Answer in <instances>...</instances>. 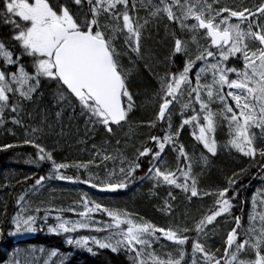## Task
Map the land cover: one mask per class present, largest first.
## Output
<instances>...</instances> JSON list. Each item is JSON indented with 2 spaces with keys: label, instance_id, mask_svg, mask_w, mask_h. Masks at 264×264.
<instances>
[{
  "label": "snow or ice",
  "instance_id": "1",
  "mask_svg": "<svg viewBox=\"0 0 264 264\" xmlns=\"http://www.w3.org/2000/svg\"><path fill=\"white\" fill-rule=\"evenodd\" d=\"M141 9H147L148 16L152 19L166 18L170 22L178 21L181 29L193 33L202 29L204 37L210 40V43L197 47L193 53L189 47L190 41L175 38L171 56L183 53L187 59L182 70L166 71L159 77L156 119H167L171 128L170 106L176 102L181 106L182 116L185 109H191L193 113L182 120L179 129L182 130L185 125L198 127V134L193 131L192 135L210 154L217 153L219 145L215 137L216 129L226 121L231 137L228 146L248 157L254 158L259 154L264 158V147L258 149L254 143L255 136L250 134V130L256 127L264 135V2L253 10L247 6L220 5L213 9L207 0H159L158 3L154 0H5L0 19L12 26L14 35L11 40L19 45L20 55L14 56L11 47L0 40V57L5 62V67L0 68V123H3L6 110L17 113L20 101L33 100L41 88V81L54 82L57 85L54 94L57 104L64 102L72 107L71 101H75L81 113L88 115L89 121L104 125L109 133L113 130L112 125L118 126L127 122L134 101L133 93L129 90V72L123 64V57L127 55L129 60L132 55L138 59L144 58L142 35L149 19L140 22L138 12ZM225 13L227 15H224ZM232 18H236L238 22L231 23ZM189 19H193L195 23L188 24ZM242 24L244 27H241ZM121 41L122 50H118V42ZM22 57L30 59L32 72L21 63ZM240 57L242 67L228 66L230 59ZM209 58H213L215 62H210ZM197 62L201 63L193 80L190 73L197 67ZM12 65L16 66V71H10L7 67ZM209 73L210 81L207 79ZM233 74L235 78L230 79ZM202 78L205 81L203 83ZM185 98L186 102L181 103ZM229 99L234 101V104L229 103ZM214 102L223 105L221 111L212 110L211 105ZM13 123L20 124V120L13 118ZM149 124L154 126V121ZM39 131L40 129L32 128V135L26 133L23 144L35 147L40 161L51 162L52 172L48 177L40 176L36 179L32 185L33 191H38L42 183L53 176L73 183H92L94 178L91 176L80 181L79 176H68L60 171L70 167L87 169L92 161L76 165L57 163L52 152L33 138ZM178 135L179 131L166 135L163 140L151 137L159 146L155 159H160L166 145L174 144ZM17 146L19 145L4 144L0 147L6 150ZM176 150L181 157L191 159L183 145L176 146ZM149 151L151 150L145 148L139 155H147ZM110 158L103 157L104 160ZM139 166L138 163L130 166L127 173L121 168L120 173L124 175V180L120 182H104L95 177L96 183L92 186L107 191L124 189L128 186L126 180L135 179L133 174ZM186 169H176L183 177L182 182H178L180 177L172 170L162 171L160 167H154L150 168L149 172L154 173L157 182L174 185L185 193H190V197H196L199 192L197 181L191 175V163L186 165ZM245 171L241 169V172L234 176H240ZM114 175L109 173L110 178ZM235 183V179L228 181L229 187ZM229 187L223 188L216 195L224 198L229 192ZM19 200L22 202L25 197L22 195ZM89 203L92 207H89ZM256 203V198L253 197V210ZM216 204L219 206L218 210L212 211L195 225L197 233H202L205 226L215 221L218 216L229 213L232 207L228 199L217 200ZM261 204L264 205V200ZM83 207L84 211L78 213L80 220H64L57 217L61 222L49 231L73 233L77 229L90 228L94 223L90 214L102 211L112 218L106 227L114 228L115 232H110L103 240L95 236H82L76 239L69 237L67 242L87 247L89 252L92 251V248L88 247L90 241L99 248H110L113 252L123 247L133 253L134 264H146L144 256L148 257L151 264H184V246L189 242L187 233L190 229L180 226L175 229L171 226L157 228L152 223H137L130 218V213L109 209L94 201L89 202L86 197ZM34 211L39 212V209ZM36 219L34 215L18 213L13 224L17 232L35 231ZM249 219L253 222L258 219L259 226L253 224L243 233H238L241 220L238 216L234 218L236 227L227 234L226 247L219 258L199 240L194 241L191 264H196L197 253L201 254L204 264H264V212L254 211ZM96 231L104 229L98 228ZM157 233L167 241L173 242L176 248L175 256L169 252L165 254L166 259H161L152 250V243L160 239ZM19 251L18 249L17 252ZM25 251L32 254L43 250ZM241 254L254 258L240 259ZM13 264H22V261L14 259ZM23 264L37 262L32 256L31 259L25 257ZM44 264L49 262L45 261Z\"/></svg>",
  "mask_w": 264,
  "mask_h": 264
},
{
  "label": "trees",
  "instance_id": "2",
  "mask_svg": "<svg viewBox=\"0 0 264 264\" xmlns=\"http://www.w3.org/2000/svg\"><path fill=\"white\" fill-rule=\"evenodd\" d=\"M225 1L231 3L228 6H247L249 8H254L257 3L261 2V0ZM147 11H143L139 16L141 23L146 18L149 19V24L145 27L146 31L142 35L144 58L138 59L132 55L131 64L127 60L129 57L125 55L124 66L126 70L133 71L129 75V90L133 93L134 101V107L129 113L127 122L118 126L112 125L113 130L109 133L104 125L89 121L88 115L81 113L75 101H71L72 107L67 106L64 102L57 104L54 96L57 85L54 82L45 81H41V88L33 100L20 101L17 113H12L10 110L5 111L3 123H0V146L4 144L19 146L6 150L0 147V264H13L14 259H21L23 264L25 257L31 259L32 256L35 257L37 264H44L45 261H48L49 264H134L133 253L123 247L113 252L110 248H99L90 241L89 245L92 246V251L89 252L85 247L67 242V238L71 235L77 238L99 236L107 232L105 229L104 231L77 230L73 233L49 231L60 221L57 217L69 220L78 216L77 212L84 209V193L88 190L93 197L104 200L105 196H108L110 199L118 201L121 207L131 214L130 218L137 223H152L157 228L172 227L173 224H176L172 221L176 215L183 214L184 209L196 213V202L209 203L210 200L211 204L207 207V212L201 215L206 217L212 211L218 210L217 200L228 199L232 204L229 213L217 217L215 222L220 224L215 226L212 224L209 228L205 226L203 231L207 235H205V239H202L200 233L195 231V226L192 224L187 226L185 219L181 217V228L190 229L187 233L189 242L184 246L186 252L184 264H191L192 243L196 240L203 243L206 249L215 252L219 258L226 247L227 234L236 227L235 217L238 216L241 220V226L237 229L238 233H243L249 227L248 217L252 207V197L257 186L263 183L262 179L264 181V158L259 154L254 158L248 157L235 148L224 147L221 138L226 136L225 131L228 126L226 123L220 124L216 129L215 137L219 145L217 153L209 154L211 157L205 163L207 166L203 172H195L198 196L190 197V193H185L174 185L162 181L157 182L154 173L149 172V169L154 168L161 159L166 163V166L162 167L163 169L167 168V165H172L173 169L178 168L177 165L181 162L183 165L188 164L186 158L180 156L176 146L183 145L185 148L186 143L183 142L185 138L181 137L187 136L190 141L186 147L189 152L192 151L196 141L192 133L193 131L198 132V127L185 125L182 130L179 129L182 122L180 120L190 117L192 111L185 109L182 116L181 106L176 102L170 106L171 128L168 126L167 119L165 121L156 119L159 103L157 96L160 87L159 77L166 71L182 70L187 58L183 53L175 56H171V54L174 50L175 38L189 41V37L185 38V33L178 22H167L162 18L152 19L148 13H145ZM225 15L227 14L225 13ZM9 31V36L12 37L14 35L12 26L0 27L1 34L6 32L8 34ZM11 44L15 53L20 55L19 45L15 42H11ZM121 44L122 41L118 42L120 46H118V50L121 48ZM22 58L27 61L26 69L32 72L33 69L29 66L30 59ZM228 66L242 67V57L231 59ZM3 67H5L3 58L0 57V68ZM232 78H235L234 74L230 76V79ZM225 90L228 91L227 86H225ZM230 102L233 103L231 100ZM57 113L60 114L57 115ZM13 118L19 119L20 124L13 123ZM150 121H154V126L149 124ZM174 125L178 128L179 136L175 137L174 144L166 145L159 160L155 159V153L159 150V146L157 141L152 140L151 137L155 136L158 140H163L166 135L173 134L172 127ZM32 128L40 129L33 138L46 150L52 152L57 163L76 165L92 161L87 169L70 167L60 170L68 176H79L80 181L91 176L94 178L92 183L67 184V180H60L53 176L51 179H46L43 182L46 184L45 187L41 191H35L36 194H34L32 185L40 176H49L52 172V164L49 161H40L37 149L32 145L23 144L25 134L32 135ZM141 135L143 136L140 137ZM259 144L264 147L263 141ZM200 146L203 147L202 144ZM145 148L151 151L147 155L140 156L139 153ZM131 152L137 157L130 166L136 163L140 166L133 174L135 179L125 181L128 184L126 188L107 191L92 186L96 183L95 177H99L104 182L117 181L113 178L108 180L105 166L111 165L108 162L111 158L106 161L103 159L104 156L113 154L121 156ZM168 161L171 163L169 164ZM23 163L26 164L23 165ZM241 169L246 171L240 176H234V174H239ZM26 177L27 179H25ZM230 179L236 180V183L231 187L228 184ZM182 180L183 178L180 177L178 182H182ZM225 187H229L227 195L224 198L217 196L216 193ZM205 193H209V195H205ZM22 195L25 200L21 202L19 198ZM202 197L208 198V200L201 199ZM28 200L32 202L26 205L28 213L37 217L36 230L30 237L20 239L13 234L15 229L13 220L21 212L25 202H29ZM43 201H46L47 204L43 205ZM38 207H41L39 212L34 211ZM70 209H75V211H70ZM200 212L201 210L198 211V213ZM93 216L107 221L112 220L107 213L102 211L94 212ZM257 226H259L258 222ZM27 249H42L43 251L29 254L25 251ZM53 252L56 255H51ZM242 257H244L243 254ZM250 258L254 257L249 256ZM195 260L196 264H204L200 253L196 254Z\"/></svg>",
  "mask_w": 264,
  "mask_h": 264
},
{
  "label": "rangeland",
  "instance_id": "3",
  "mask_svg": "<svg viewBox=\"0 0 264 264\" xmlns=\"http://www.w3.org/2000/svg\"><path fill=\"white\" fill-rule=\"evenodd\" d=\"M154 2H159V0H154ZM182 2H183V0H182ZM189 2H195V0H189ZM207 3H209V4H212V6H213V9H215V8H217V5H220V6H228V4H231V3H229V2H226L225 0H207ZM256 6H258V3L256 4ZM145 10H147V9H141V10H139V12H138V15L140 14V12L142 13L143 11H145ZM145 13H148V11L147 12H145ZM225 15V14H224ZM162 19H165L167 22H170V21H168L166 18H162ZM140 20H141V18H140ZM104 22V21H103ZM172 22V21H171ZM178 22V21H177ZM231 23H237L238 21H237V19L236 18H232V20L230 21ZM179 23V22H178ZM187 23L188 24H192V23H195V21L193 20V19H189L188 21H187ZM180 24V23H179ZM241 27H244V25L242 24L241 25ZM144 31H146V29L144 30ZM182 31H183V33H185V38L186 37H189V41H190V43H189V47L192 49V51H193V53H195V50H196V48L197 47H202V46H204L206 43H210V40H207L205 37H204V35H203V33H204V31L203 30H198L197 32H195V33H193V32H190V31H187V30H185V29H182ZM6 36H7V34H6ZM193 37H195V39H193ZM119 46V45H118ZM16 47V46H15ZM120 47V46H119ZM119 50H122L121 48L119 49ZM125 59H126V56H124L123 57V64L125 63ZM127 60L130 62L131 60H129L128 58H127ZM209 61L210 62H215L214 60H213V58H209ZM131 63V62H130ZM132 64V63H131ZM127 71L129 72V75L133 72V71H131V69H127ZM196 71H197V69H196ZM195 71V72H196ZM190 75H191V73H190ZM194 75H195V73H194ZM207 79L210 81V79H211V74L209 73L208 74V77H207ZM203 82H205L204 81V79L202 78V83ZM226 92V91H225ZM182 102H186V98L182 101ZM229 103H231L230 102V100H229ZM232 104H234V101H233V103ZM211 107H212V110L215 112V111H221L222 110V108H223V105H221L219 102H214V103H212V105H211ZM190 109H187V111H189ZM193 114V113H192ZM180 121H182V120H180ZM224 123H226V125H227V122L225 121V122H223V125H224ZM172 130H174V132L173 133H176L177 131H178V128H177V126L176 125H174L173 127H172ZM226 133V136H224V137H222L221 138V142H223L222 143V145H225L224 147H227V149H230V146H228V141L231 139V137H230V135H229V129H228V126H227V128H226V131H225ZM197 134H198V132H197ZM250 134L251 135H254L255 136V141H254V143L256 144V146H257V148L259 149L261 146H260V144H259V142H261V141H263V145H264V135H262V133H261V130L259 129V128H256V127H253L251 130H250ZM143 135H141L140 137H142ZM179 136V135H178ZM139 138V137H138ZM181 138H185V140L183 141L184 142V144H185V149H186V151L189 153V157H191V159L189 160V159H187L186 158V160L188 161V163H191V165H192V170H191V175L193 176V177H195V178H197L195 175V172H203V169H205V167L207 166V165H205V163L207 162V160L209 159V157H211V155H209L210 153L205 149V148H203V147H201L200 146V144H202L200 141H198V140H196V138H195V147H193L194 149L192 150V151H188V149H187V147H188V144H189V137H187V136H182ZM187 146V147H186ZM198 149H197V148ZM196 148V149H195ZM208 153V154H207ZM107 156H109V157H111V159H110V161H108V162H110L111 163V165H104L105 166V173H106V175L108 176V180H110L109 178V173H114L115 175L114 176H112L111 178H113V179H117V181L116 182H120V180H122V178L124 177V175L123 174H121L120 173V169L121 168H124V170H125V173H127V171H128V167L130 166V164L134 161V159L137 157V156H134L133 155V153L131 152L130 154H123V155H116V154H113V155H107ZM169 160V159H168ZM107 161V160H106ZM116 162H118V163H116ZM169 162V164L171 163V161H168ZM210 162V161H209ZM181 163H183V162H181ZM181 163H179L178 165H177V167L179 168L180 166V170H187L186 169V165H187V163H186V165H183V164H181ZM26 163H23V165H25ZM29 164V163H28ZM200 164V165H199ZM199 165V168L197 169V166ZM164 166H166V163H165V161L163 160L162 161V159L159 161V162H157V164H156V166L155 167H160L161 168V170L162 171H164V170H172V171H175L176 172V175L178 176V177H181V178H183L182 176H181V173H180V171H176V167L173 169L172 168V165H167V168H165V169H163L162 167H164ZM179 174V175H178ZM106 176V177H107ZM262 182L263 183H261L260 185H258L257 186V188H256V190H255V194L253 195V197H255L256 198V201H257V203H256V208H255V210H253V206L251 207V211H250V214H249V217H250V215H253L254 214V211H255V213H260V212H264V205H262L261 204V201L262 200H264V181H263V179H262ZM66 183L67 184H71V183H73V182H70V181H66ZM45 185L46 184H44V183H42V186H40L39 187V190L41 191L44 187H45ZM80 190V189H79ZM102 190V189H101ZM90 190H88V191H85V193H84V196L87 198V200L89 201V202H92V201H94L95 203H100V204H103L105 207H108L109 209H119V210H121L122 212H128L126 209H124V208H122L121 207V205L119 204V202L118 201H116V200H112V199H110V197H108V196H105L106 198H104V200L103 199H100V198H96V197H93L92 195H91V192H89ZM34 194H36V192L35 191H32ZM31 193V192H30ZM30 196V195H29ZM100 195H98V197H99ZM101 197V196H100ZM253 197H252V199H253ZM181 198H184V197H181ZM201 199H207L208 200V198H205V197H202ZM29 201V200H28ZM209 203H201V202H196V204H195V208H197L196 210V213H191L189 210L188 211H186L185 209L182 211V213L183 214H179V215H176V218L172 221V223H176V224H173V229H175L177 226H180L181 227V225H182V218H184L185 219V221H186V225L187 226H191V224L193 225V226H195L197 223H198V219L199 220H201L202 218H204L203 216H201V215H204L205 214V212H207V207L211 204L210 203V200L208 201ZM32 202L31 201H29V202H25V205L22 207V209H21V212L19 213L20 215H27V214H29L28 213V209H27V207H26V205H28V204H31ZM47 204V202L46 201H43V205H46ZM251 204H252V201H251ZM89 207H92V204L91 203H89ZM32 208V207H31ZM41 207H38V209H40ZM211 208H213V206H211ZM35 209H37V208H35ZM199 210H201V212L200 213H198V211ZM84 211V209L82 210V211H80V212H83ZM80 212H77V214L78 213H80ZM129 213V212H128ZM93 214L94 213H91L90 215H91V218H92V221L94 222L93 224H92V226L90 227V228H86V229H77V230H88V229H91V230H96V229H98V228H103V229H105L107 232H105L104 234H102V235H99V236H95V237H97L98 239H101V240H103L105 237H107L108 235H109V233L110 232H115V229L114 228H107L106 226L108 225V224H110L111 223V221H107V220H103V219H101V218H99V217H95V216H93ZM178 216V217H177ZM131 217V216H130ZM182 217V218H181ZM249 217H248V226H250V225H255V226H257V222L259 223V221H258V219L255 221V222H253V221H250V219H249ZM81 219V217L78 215V216H76L75 218H72V219H69V220H72V221H76V220H80ZM215 221H217V218H216V220ZM215 221H213L211 224H207L206 226L209 228L210 226H212V224L215 226V225H217V224H220V223H216ZM61 221H59V222H57L56 223V225H54V226H52L51 228H53V227H56L59 223H60ZM219 222V221H218ZM258 227V226H257ZM195 228V227H194ZM35 229H36V224H35ZM35 233V231H26V230H21L20 232H17L16 231V229H14V232H13V234L15 235V237H17V238H20V239H22V238H26V237H30L32 234H34ZM60 233H63V232H60ZM157 235H160V234H158L157 233ZM206 234H205V232H202V233H200V237L202 238V239H205L206 238V236H205ZM69 237H71V238H73V239H76L77 237H75L74 235H71V236H69ZM69 237L67 238V241H68V239H69ZM158 245V246H155V245ZM88 247H91L92 248V246L91 245H88ZM87 250H88V248L87 247H85ZM151 248H152V250L156 253V255L157 256H159L161 259H166L167 258V256L165 255L166 253H169V252H171V253H173V255L175 256V251H176V248H175V246H174V244H173V242H171V241H167V239L166 238H164L162 235H160V239L158 240V241H155V242H153L152 243V245H151ZM143 259H145V261H146V263H148V264H151V261H149V259H148V257L147 256H144L143 257ZM240 259H249V256H246V255H244V257H242V254H241V256H240Z\"/></svg>",
  "mask_w": 264,
  "mask_h": 264
},
{
  "label": "flooded vegetation",
  "instance_id": "4",
  "mask_svg": "<svg viewBox=\"0 0 264 264\" xmlns=\"http://www.w3.org/2000/svg\"><path fill=\"white\" fill-rule=\"evenodd\" d=\"M4 2H5V0H0V12H3V4H4ZM50 2H51V0H50ZM85 10L87 11V7H86V6H85ZM140 13H141V12H140ZM139 16H140V14H139ZM173 22H174V21H173ZM104 23H107V21H104ZM4 25H6V26H11V25H9V24H5V23L2 21V19H0V27H3ZM6 34H7V32L4 33V34H1V33H0V40L6 42V43L11 47V50H13V52H14V56H18V55L15 53V51H14V47H13V45L11 44V42H13V41L11 40V37L9 36L10 31H9V33L7 34V36H6ZM3 62H4V60H3ZM26 62H27V61L24 60V58H21V63H24L25 66H26V68H27V63H26ZM4 65H5V62H4ZM199 65H200V62L197 63V67H196V68H193V70H192V72H191V76L193 77V80H194V73H195L196 69L199 67ZM7 67L9 68L10 71H16V66H14V65H12V66H7ZM181 103H183V102H181Z\"/></svg>",
  "mask_w": 264,
  "mask_h": 264
},
{
  "label": "bare ground",
  "instance_id": "5",
  "mask_svg": "<svg viewBox=\"0 0 264 264\" xmlns=\"http://www.w3.org/2000/svg\"><path fill=\"white\" fill-rule=\"evenodd\" d=\"M219 236V235H218ZM18 240V239H17Z\"/></svg>",
  "mask_w": 264,
  "mask_h": 264
},
{
  "label": "water",
  "instance_id": "6",
  "mask_svg": "<svg viewBox=\"0 0 264 264\" xmlns=\"http://www.w3.org/2000/svg\"><path fill=\"white\" fill-rule=\"evenodd\" d=\"M122 123H124V122H122Z\"/></svg>",
  "mask_w": 264,
  "mask_h": 264
}]
</instances>
